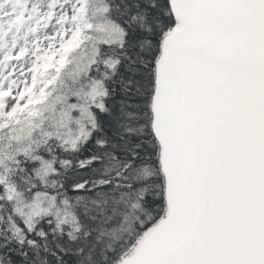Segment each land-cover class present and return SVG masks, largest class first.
<instances>
[{
    "label": "snow or ice",
    "instance_id": "obj_1",
    "mask_svg": "<svg viewBox=\"0 0 264 264\" xmlns=\"http://www.w3.org/2000/svg\"><path fill=\"white\" fill-rule=\"evenodd\" d=\"M0 264H264V0H0Z\"/></svg>",
    "mask_w": 264,
    "mask_h": 264
}]
</instances>
